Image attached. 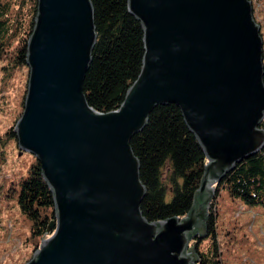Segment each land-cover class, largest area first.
Returning <instances> with one entry per match:
<instances>
[{
  "label": "water",
  "instance_id": "1",
  "mask_svg": "<svg viewBox=\"0 0 264 264\" xmlns=\"http://www.w3.org/2000/svg\"><path fill=\"white\" fill-rule=\"evenodd\" d=\"M143 29L141 72L121 107L100 113L84 83L97 43L92 0H38L24 111L14 133L55 204L27 264H199L218 184L264 149V26L253 0H127ZM175 105L207 164L184 218L150 222L131 141Z\"/></svg>",
  "mask_w": 264,
  "mask_h": 264
},
{
  "label": "trees",
  "instance_id": "2",
  "mask_svg": "<svg viewBox=\"0 0 264 264\" xmlns=\"http://www.w3.org/2000/svg\"><path fill=\"white\" fill-rule=\"evenodd\" d=\"M33 2L35 17L30 22L27 39L22 41V19L17 21L16 26L8 23L7 9L0 0L1 49L8 45L9 38L20 39L16 56L18 62L24 65L28 40L37 16L38 0ZM92 3L98 38L84 91L93 109L110 113L121 107L127 91L141 72L143 29L129 13L127 0H92ZM20 35L22 38H19ZM131 147L140 161L141 181L147 191L141 204L144 217L150 222L184 218L193 206L207 158L185 124L181 111L175 105L157 107L147 127L133 137ZM219 185L228 191L231 198H238L246 205H264V149L239 163ZM18 204L21 212L32 222L33 234L39 238L46 236L50 223L55 219V204L39 163L22 181ZM207 235L203 240L194 241H213L207 253H201L197 248L199 264H223L214 207L210 210Z\"/></svg>",
  "mask_w": 264,
  "mask_h": 264
},
{
  "label": "rangeland",
  "instance_id": "3",
  "mask_svg": "<svg viewBox=\"0 0 264 264\" xmlns=\"http://www.w3.org/2000/svg\"><path fill=\"white\" fill-rule=\"evenodd\" d=\"M34 0H1L7 9L8 23L24 24L27 39L34 19ZM256 22L264 26V0H253ZM24 21V22H23ZM7 23V24H8ZM0 44V264H27L45 238L33 234L32 222L18 204L21 183L38 164L36 157L21 153L14 128L24 111L29 68L17 60L21 42L9 38ZM219 187L212 201L216 235L223 264H264V205L249 206ZM211 210V209H210ZM54 220V219H53ZM212 239L192 242L201 253H207Z\"/></svg>",
  "mask_w": 264,
  "mask_h": 264
}]
</instances>
